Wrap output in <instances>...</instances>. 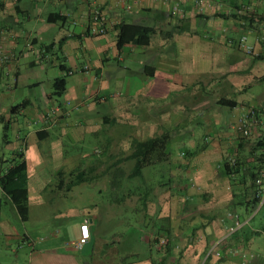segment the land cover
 <instances>
[{"label":"crops","instance_id":"crops-1","mask_svg":"<svg viewBox=\"0 0 264 264\" xmlns=\"http://www.w3.org/2000/svg\"><path fill=\"white\" fill-rule=\"evenodd\" d=\"M197 1L0 0V176L22 153L29 193L23 218L0 186V264H83L72 250L93 245L94 214L77 223L75 241L82 224L89 228L82 248L62 230L35 235L24 225L39 216L32 201L57 198L55 189L42 194L53 183L48 167L55 174L65 167V146L86 133L102 137L100 159L62 176L85 170L75 185L100 176L116 189L121 171L131 175L134 160L126 157L134 140L167 133L170 141H188L177 161L167 148L156 158L171 176L154 185V198L127 204L141 205L149 219L135 239L150 253L121 264H264V205L247 204L254 196L249 181L240 184L244 167L231 176L224 171L237 155L251 164L264 137V0H202V11ZM94 7L106 17L103 34L89 30ZM57 77L66 78L62 95L54 93ZM56 106L66 113L53 119ZM252 109L244 135L240 121ZM66 178L56 186L68 188L73 180ZM236 218L243 225L231 231Z\"/></svg>","mask_w":264,"mask_h":264},{"label":"rangeland","instance_id":"rangeland-1","mask_svg":"<svg viewBox=\"0 0 264 264\" xmlns=\"http://www.w3.org/2000/svg\"><path fill=\"white\" fill-rule=\"evenodd\" d=\"M200 131L199 129L195 133L199 134ZM198 137L197 139H199ZM187 143L185 138L169 140L167 150L170 152L171 158L177 161L178 157L187 149ZM65 149V153L69 156L66 166L56 174L52 166L48 167V172L54 174L48 180L53 183L42 191V194L47 197L55 189L57 198L53 203H49L47 198L44 202L32 201L31 203L34 204L33 213L35 211L39 216L26 221L24 226L35 235L39 233L45 235L53 229L62 230V234L67 237L68 241H72L68 242L72 245L78 238L79 224L77 223L88 218L89 216L85 214L90 213L94 214L97 219L95 224L98 232L94 243L85 252L87 254L82 250H72L75 255L82 254L83 264H121L120 261L123 258L128 261L136 259L135 253H138V257L139 255H148L150 251L143 246L144 240L139 243L135 237L140 234L142 224H145L146 228L149 227V219H144L141 205H138L137 208H128L127 204L146 195L153 199L154 195L151 193V189L157 182L162 183L169 180L171 167L155 163L149 169L151 171L149 177L148 175L146 177L131 176L130 172L121 171L118 176L121 185L117 189L105 186L100 181V176L90 177L82 184L60 188L56 184L65 180L66 177L62 175L66 174V171L86 168L95 163L100 159V153L104 146L99 134L86 133L79 141L67 144ZM132 162L134 163V161ZM74 177L73 173L71 177L66 178V182L74 180ZM38 180L41 181L39 182L41 184L43 178H38ZM39 204L47 205L40 206ZM137 204H144L143 199H140ZM257 220H260L258 216L254 221ZM0 251L2 250L0 249ZM121 256L123 257L121 258ZM2 260L6 262L7 258H2Z\"/></svg>","mask_w":264,"mask_h":264},{"label":"trees","instance_id":"trees-1","mask_svg":"<svg viewBox=\"0 0 264 264\" xmlns=\"http://www.w3.org/2000/svg\"><path fill=\"white\" fill-rule=\"evenodd\" d=\"M247 18L254 19L252 16H247ZM53 85L54 93L56 95H62L66 88V78L57 77ZM220 102L229 106L235 105L233 100L224 98H221ZM4 127L7 130L8 124L6 123ZM168 141L169 135L167 133L161 136L151 137L147 140H134L131 153L126 157L127 159L134 160L131 176H141L145 166L155 163L158 160L156 159L157 157L160 159L161 156L165 155L167 153ZM252 154V163L248 166H246L247 161L245 158L243 159V157L237 155L234 159L225 162L224 171L227 175L231 176L241 172L243 167L245 168V172L242 173L244 176L240 179V184H246V181H249V187L253 188L254 197L247 204H252L256 207L259 203V198L256 196L257 179L260 177L261 172L264 171V137L256 143ZM10 162L12 165L0 176V186L16 205L21 216L26 218L29 214L27 162L22 153H16ZM79 173L81 176L77 177ZM75 175L76 178L70 185H75L86 179L85 170H81ZM157 243H160V239H157ZM165 243L166 245L169 243L167 239Z\"/></svg>","mask_w":264,"mask_h":264},{"label":"built area","instance_id":"built-area-1","mask_svg":"<svg viewBox=\"0 0 264 264\" xmlns=\"http://www.w3.org/2000/svg\"><path fill=\"white\" fill-rule=\"evenodd\" d=\"M198 4L201 5L200 11L203 10L202 7V0L197 1ZM179 6L176 4L175 9H178ZM91 22L89 30L92 34H103L106 32V17L103 14L102 10L99 7H94L91 13ZM241 44L243 47L248 51H252V47L247 45V37L243 36L241 38ZM89 66H86L85 68H88ZM67 73H71V71H68ZM66 113L62 107L56 106L53 109V119H56L57 117L61 116L62 114ZM255 116V110L249 111V113L246 114V116L240 121L239 128L242 130L244 135H248L250 133V126L252 124L253 117ZM256 196L259 198V203L256 206V209L259 210L264 205V171L261 172L260 177L257 179V188H256ZM242 220L235 219L234 225L231 227V231H235L240 226H242ZM81 230V236L80 238L73 243V245L76 248H82L83 245L88 241L90 237L89 228L87 224H82L80 227ZM165 243V239H163L160 244ZM219 256H222L220 252H217Z\"/></svg>","mask_w":264,"mask_h":264}]
</instances>
